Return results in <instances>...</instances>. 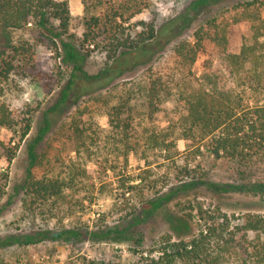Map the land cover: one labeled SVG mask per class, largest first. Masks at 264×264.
<instances>
[{
    "label": "rangeland",
    "instance_id": "rangeland-1",
    "mask_svg": "<svg viewBox=\"0 0 264 264\" xmlns=\"http://www.w3.org/2000/svg\"><path fill=\"white\" fill-rule=\"evenodd\" d=\"M86 1L91 10L94 9L93 13L103 15L111 5L124 0ZM145 1L147 6L124 24L125 27H132L134 33L142 30V26L136 25L139 22H154L157 27L167 24L187 10L193 0ZM246 1L253 0H218L212 3L196 15L179 36L150 56L141 58L139 63L127 55L112 61L105 51L86 55V72L92 75L112 67V76L95 83L82 76L76 77L68 99L55 112L48 114L51 128L38 148L39 163L32 170L34 179L59 177L69 183L67 188L64 185L59 201L51 198L37 200L21 189L29 166L27 143L20 141L8 128L0 127V141L16 151L15 158L8 162L6 152L0 149V172L8 176L4 194L0 195V262L82 264L85 257L106 260L109 264H137L142 257L161 255L160 247L165 236L177 240L201 231L206 233L214 221L213 217H221L222 222L223 214L227 215L229 230L244 225L250 216L261 218L264 225V190L254 188L264 180L263 165L244 167L227 158H216L206 149H203L202 156L191 159L190 151L196 142L183 139L178 140L177 146L170 147L169 151L147 148L148 143L141 139L137 150L132 151L127 160L112 153L114 138L112 140L109 114L122 101L121 98L127 97L128 92L132 94L136 91L134 101L138 108L141 107V93L150 77L168 75L178 67L174 53L176 43L196 40L194 33L198 31L206 42L212 36L214 21L227 25L230 52H239L244 43L252 40L253 22L248 18L250 14L245 7L239 5ZM255 3L252 9L259 10L264 17V0H256ZM69 6L71 20L65 38L87 52L94 46L87 44L81 47L80 44L84 33V2L69 0ZM18 35L33 45L38 72L14 77V83L5 86L4 99L12 109L26 106L34 109L32 137L42 125L44 113L59 100L71 79L73 68L64 61L61 49L59 56L51 42L49 45L40 42V29L36 25H30ZM100 40H104V35ZM261 40L264 41V36ZM205 58L206 54L200 53L193 66L197 75ZM176 107L175 101H168L153 122L142 120L141 109L134 116L142 117V126H150L161 133L176 117ZM140 130L144 132L142 128ZM168 155L172 158L166 159ZM184 160L188 161L189 171L184 169ZM114 164L119 167L122 176L111 168L110 165ZM140 173L157 183L158 192L148 191L146 200L132 203L137 209L133 214L119 202L122 197L117 188L123 176ZM202 179L207 182L197 183ZM137 214L139 216L135 220ZM186 215H190V219ZM184 222L190 227L186 234H183L186 229ZM106 226L128 227L130 230L124 235L128 240H120L123 235L111 233L109 239L97 241L86 233ZM65 228L76 229L80 234L71 239L37 241L40 232L45 229L61 231ZM242 235L237 233L236 238L242 240ZM245 237L243 243H264V230H248ZM15 238L33 239L35 242L20 245ZM212 243L216 241L212 240Z\"/></svg>",
    "mask_w": 264,
    "mask_h": 264
},
{
    "label": "trees",
    "instance_id": "trees-1",
    "mask_svg": "<svg viewBox=\"0 0 264 264\" xmlns=\"http://www.w3.org/2000/svg\"><path fill=\"white\" fill-rule=\"evenodd\" d=\"M216 1L218 0H193L187 10L167 24L157 27L154 22H139L136 25L142 26V30L134 33L132 27H125L124 24L147 6L145 0H124L115 6L111 5L110 10L103 15L93 13L94 9L91 10L87 1L83 0L84 33L80 44L81 47L87 44L94 46L83 52L82 48L65 38L71 20L69 0H0V127L8 128L20 141L25 140L27 143L29 166L21 189L37 200L46 201L51 198L59 201L64 185L65 188L69 186V183L59 177L34 179L32 170L39 163L38 148L51 128L48 114L55 112L68 99L76 77L82 76L95 83L112 76V67H106L92 75L86 72L84 62L88 53L105 51L112 61L127 55L139 63L141 58L150 56L179 36L191 25L196 15ZM255 1L239 3L249 12L248 18L253 22L252 40L244 43L239 52L228 50L227 25L214 21L212 36L206 42L198 31L194 33L196 40H182L175 44L178 67L168 75L150 77L141 93V107L138 108L134 101L136 91L132 94L128 92L125 99L121 98L122 101L109 114L113 128L112 140L114 138L112 153L116 157L123 156L127 160L128 155L137 150L141 139L148 143L147 148L161 151L175 148L177 141L183 139L196 142L190 151L191 159L196 160L204 154L203 149H206L216 158H227L244 167L256 164L264 167V41L261 40L264 36V17L259 10L252 9ZM33 24L40 29V42L46 45L51 42L58 55L59 50H62L63 59L72 66L73 73L59 100L44 113L42 125L31 137L34 109L30 106L12 109L4 96L5 86L14 83V77L38 72L37 54L33 45L22 35H18ZM102 35L104 40H100ZM200 53L206 54V58L197 75L193 66ZM172 100L177 106L176 117L161 133L150 126H142V117L138 119L134 116L141 109L142 120L153 122L163 105ZM0 149L6 152L7 161L12 162L16 151L2 141ZM171 158L172 155L166 157ZM184 162L185 171H189L190 167L186 164L188 161ZM110 166L118 176H122L118 166ZM123 177L119 179L117 188L122 197L119 202L127 212L131 210L136 214L137 209L132 203L146 200L144 198L148 191L158 192L157 183L150 181V177L143 176L142 173ZM7 180L8 176L0 172V195L4 194ZM206 182L207 180L202 179L197 183ZM254 188L264 190V180ZM138 216L137 214L135 220ZM186 216L190 219V215ZM223 216L222 222L221 217H213L214 221L206 233L201 231L177 240H172L170 236L163 237L161 255L142 257L137 264H264V243L242 241H246L245 234L248 230H264L263 220L250 216L244 225H237L234 230H229L230 220L227 215ZM183 227L186 228L183 234L189 232L190 227L186 222ZM129 230L128 227L119 229L106 226L86 233L94 240L105 241L110 238L111 233L124 236ZM237 233L243 234L242 240L236 238ZM40 234L37 241L71 239L79 235L80 231L72 228L61 231L45 229ZM181 236L182 234L179 237ZM119 239L127 241L128 237ZM14 240L20 245L35 242L33 239ZM212 240L216 243L213 244ZM82 264H109V261L84 257Z\"/></svg>",
    "mask_w": 264,
    "mask_h": 264
}]
</instances>
